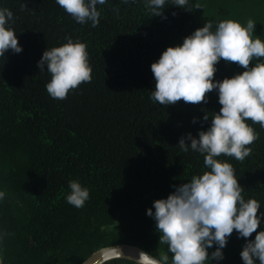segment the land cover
Wrapping results in <instances>:
<instances>
[{
  "label": "trees",
  "instance_id": "trees-1",
  "mask_svg": "<svg viewBox=\"0 0 264 264\" xmlns=\"http://www.w3.org/2000/svg\"><path fill=\"white\" fill-rule=\"evenodd\" d=\"M0 7L13 12L12 27L23 49L0 58L3 264H80L116 244L167 253L146 210L174 191L173 185L207 171L202 154L183 152L177 144L189 132L196 136L206 130L211 118L202 123L204 112L211 117L221 105L216 91L206 94L207 103L159 105L150 99L155 87L150 65L205 22L215 26L226 20L228 10L211 13L201 0H190L185 10L168 0L163 16H152L144 0H107L97 5L100 22L92 27L77 23L55 0H0ZM248 20L242 17L240 23ZM67 38L86 44L92 79L65 99H54L45 87L51 75L40 72L37 62L47 47ZM216 67L214 77L221 80L244 70L223 59ZM248 123L259 133L249 145L250 156L218 159L233 165L242 195L260 201L264 211V128ZM71 180L89 189L81 208L66 200ZM244 243L234 230L220 264H243ZM214 250L215 245L209 252Z\"/></svg>",
  "mask_w": 264,
  "mask_h": 264
},
{
  "label": "clouds",
  "instance_id": "clouds-1",
  "mask_svg": "<svg viewBox=\"0 0 264 264\" xmlns=\"http://www.w3.org/2000/svg\"><path fill=\"white\" fill-rule=\"evenodd\" d=\"M55 2L77 23L96 27L100 22L97 5H104L107 0ZM122 2L127 4L130 0ZM166 3L168 0H144L152 16H163ZM171 4L188 10L190 0H171ZM194 7L199 9L200 4ZM13 23V12L0 7V58L9 50L13 53L23 50ZM255 27L252 19L244 25L231 19L221 20L215 26L207 21L184 37L181 44L167 47L150 65L155 81L152 101L161 106L174 105L180 100L196 105L207 103L206 94L216 91L221 107L211 117L204 112L202 123L211 118L206 130H198L196 136L189 132L177 144L183 152L191 149L202 154L207 171L173 185L174 191L166 198L154 200L146 210L155 222L159 243L167 246V253L157 256L136 249V255L131 257L133 264H169L168 253L171 264H205L206 261L220 264L225 258L223 249L234 230L237 238H245L240 252L243 264H264L261 203L255 198L245 199L233 165L218 159L223 154L243 161L251 154L249 145L259 138L248 121L264 128V59H259L264 58V40L259 35L253 38ZM254 58L257 62L253 65ZM221 59L234 62L244 70L222 80L215 79ZM37 66L40 72L51 75L45 87L54 99H65L70 90L92 79L87 46L80 40L67 38L60 46L47 47ZM196 122L194 117L192 123ZM68 187L67 202L75 208L83 207L89 199V189L77 180L69 181ZM4 196L0 191V200ZM254 232V238L250 239ZM214 245L215 250L209 252ZM96 256L94 264H108L121 259L123 253L119 247L112 246L110 250L101 249Z\"/></svg>",
  "mask_w": 264,
  "mask_h": 264
},
{
  "label": "rangeland",
  "instance_id": "rangeland-1",
  "mask_svg": "<svg viewBox=\"0 0 264 264\" xmlns=\"http://www.w3.org/2000/svg\"><path fill=\"white\" fill-rule=\"evenodd\" d=\"M205 9L211 13H216L219 8L227 9L226 20L240 22V18H252L256 23L257 35L264 40V0H201ZM264 59V58H259ZM252 62H257L254 58Z\"/></svg>",
  "mask_w": 264,
  "mask_h": 264
},
{
  "label": "water",
  "instance_id": "water-1",
  "mask_svg": "<svg viewBox=\"0 0 264 264\" xmlns=\"http://www.w3.org/2000/svg\"><path fill=\"white\" fill-rule=\"evenodd\" d=\"M112 246L119 247V250L123 253V257L122 258L129 259V260H132L131 257L136 255V249L144 250V249H142V248H140L138 246L131 245V244L109 245V246H105V247H102V248L94 251L90 256H88L80 264H94V261L97 259L96 253H98L101 249L110 250L112 248ZM0 264H3L1 257H0Z\"/></svg>",
  "mask_w": 264,
  "mask_h": 264
}]
</instances>
